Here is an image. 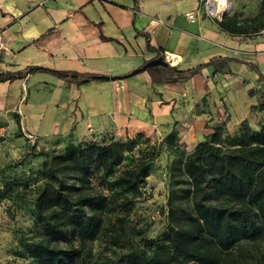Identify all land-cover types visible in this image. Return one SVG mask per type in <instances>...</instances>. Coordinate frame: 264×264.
Masks as SVG:
<instances>
[{
  "label": "crops",
  "instance_id": "0c3cea01",
  "mask_svg": "<svg viewBox=\"0 0 264 264\" xmlns=\"http://www.w3.org/2000/svg\"><path fill=\"white\" fill-rule=\"evenodd\" d=\"M204 8L203 0H0V76H15L0 79V132L82 143L177 123L204 140L251 89L264 94V40L221 30L222 17ZM164 51L180 57L176 69H200L177 82L155 71L120 78ZM29 67L115 79L75 83L25 75Z\"/></svg>",
  "mask_w": 264,
  "mask_h": 264
},
{
  "label": "trees",
  "instance_id": "16d2710c",
  "mask_svg": "<svg viewBox=\"0 0 264 264\" xmlns=\"http://www.w3.org/2000/svg\"><path fill=\"white\" fill-rule=\"evenodd\" d=\"M259 20L263 22L257 28L262 29L264 0H261L259 13L251 22ZM217 25L229 34L247 33L239 27L240 23L235 17L222 15ZM158 57L162 58L161 54ZM227 61H212L214 71L223 70ZM199 69L178 70L167 65L150 67L145 71L151 75L155 71L166 80L177 82L191 77ZM252 69L258 73L257 68ZM40 72L51 73L59 79L75 83L97 80L96 76H82L43 67H29L25 75ZM13 77L0 76V79ZM258 78L264 79V76L259 74ZM261 103L264 106V101ZM222 138L220 127H215L184 157L181 173L189 182V188L184 193L190 201L191 211L185 212L175 223L176 210L171 206L169 215L173 223L161 239H143V251L121 252L118 255L119 263L238 264L232 258L234 247L240 242L264 237V126L257 132L242 133L227 145H221ZM84 144L71 143L64 155L51 157L56 165L51 164L47 168L45 178L53 184L41 188L34 201L35 219L43 239L28 250V256L33 260L31 264H78L81 252L100 233L102 216L109 206V200L85 192L90 167H98L104 179L110 177L123 154L132 151L134 143L115 142L100 146L93 141ZM149 167L147 163L137 161L107 181L106 187L135 198ZM66 175L75 176L79 185L74 182L68 184L64 180ZM128 202L124 199L123 205ZM122 224L118 227V234L113 237L114 246L119 244L125 231ZM261 261L264 264V255Z\"/></svg>",
  "mask_w": 264,
  "mask_h": 264
},
{
  "label": "rangeland",
  "instance_id": "374dc122",
  "mask_svg": "<svg viewBox=\"0 0 264 264\" xmlns=\"http://www.w3.org/2000/svg\"><path fill=\"white\" fill-rule=\"evenodd\" d=\"M205 2L207 1L203 0V4ZM228 2L229 9L222 15L235 17L240 23L239 27L246 30L244 36L249 40H264V28H257L263 20L251 22L259 13L261 0ZM246 23L247 25H243ZM263 101L264 94L251 89L248 100L239 111L236 110L233 119L229 118L228 110H224L221 117L223 120L212 125L221 129V145L233 142L246 131L257 132L264 126ZM167 130L151 125L146 131L133 133L125 129L119 133H103L94 140L100 146L132 141L134 147L131 152L123 154L120 163L106 179L102 177L98 167H90L85 192L106 197L109 206L102 216V228L98 237L81 252L78 264H124L118 262L119 253L141 252L143 239H161L168 226L173 223L169 215L171 206L176 210L175 223L185 212L191 211L190 201L185 198L184 193L189 188V182L181 170L185 155L194 149L196 141L189 139L187 132H183L186 125L176 123L170 131ZM91 142L93 141H83L86 143L84 145ZM69 144L71 142L67 139L47 141L23 136L18 132H0V264L33 262L28 256V250L43 239L35 219L34 201L41 188L53 184L45 178L47 168L51 164L56 165L51 157L64 155ZM137 161L147 163L150 167L147 177L139 184V192L135 198L106 187L107 181L135 165ZM64 178L68 184L74 182L79 185L75 176L66 175ZM124 199L129 201L125 205ZM121 222L125 231L119 244L114 246L113 237L118 234ZM61 248L64 249L65 246L62 245ZM263 255L264 237L240 242L234 247L232 258L238 264H263Z\"/></svg>",
  "mask_w": 264,
  "mask_h": 264
},
{
  "label": "built area",
  "instance_id": "2783aa9c",
  "mask_svg": "<svg viewBox=\"0 0 264 264\" xmlns=\"http://www.w3.org/2000/svg\"><path fill=\"white\" fill-rule=\"evenodd\" d=\"M205 1H207V2L204 3V5H205V8H204L205 12L204 13L211 15L213 17H220L222 15V14H217L216 12H214V13L210 12L209 7L207 6L208 0H205ZM186 18L191 21L195 18V15L192 13H189V14H186ZM1 46H2V41L0 40V47ZM161 56H162V60L164 62H166V64L170 67H176L181 61L179 56H177L173 53H170V52L164 51L161 54Z\"/></svg>",
  "mask_w": 264,
  "mask_h": 264
},
{
  "label": "water",
  "instance_id": "95a60500",
  "mask_svg": "<svg viewBox=\"0 0 264 264\" xmlns=\"http://www.w3.org/2000/svg\"><path fill=\"white\" fill-rule=\"evenodd\" d=\"M156 66H161V67H167V64L166 62H164L162 60L161 57H158L156 59H153L149 62H147L145 65H143L141 68L139 69H136L130 73H128L127 75L123 76V77H120V78H127V77H131V76H134L136 74H139L141 72H144L147 68H150V67H156ZM95 79L97 80H100V79H115V77H102V76H96Z\"/></svg>",
  "mask_w": 264,
  "mask_h": 264
},
{
  "label": "bare ground",
  "instance_id": "6f19581e",
  "mask_svg": "<svg viewBox=\"0 0 264 264\" xmlns=\"http://www.w3.org/2000/svg\"><path fill=\"white\" fill-rule=\"evenodd\" d=\"M207 6L209 7V11L217 14H223L224 11L229 9V2L228 0H208Z\"/></svg>",
  "mask_w": 264,
  "mask_h": 264
}]
</instances>
